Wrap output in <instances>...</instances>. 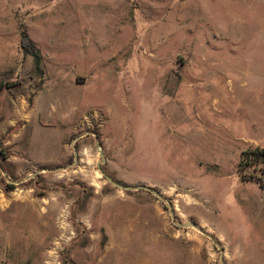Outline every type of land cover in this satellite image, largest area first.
I'll use <instances>...</instances> for the list:
<instances>
[{"label":"rangeland","instance_id":"obj_1","mask_svg":"<svg viewBox=\"0 0 264 264\" xmlns=\"http://www.w3.org/2000/svg\"><path fill=\"white\" fill-rule=\"evenodd\" d=\"M256 147L264 0H0V264H264Z\"/></svg>","mask_w":264,"mask_h":264},{"label":"trees","instance_id":"obj_2","mask_svg":"<svg viewBox=\"0 0 264 264\" xmlns=\"http://www.w3.org/2000/svg\"><path fill=\"white\" fill-rule=\"evenodd\" d=\"M21 48L24 55L34 59L35 68L41 69L42 54L28 36L26 31L21 34ZM238 172L243 181L256 182L264 189V148L243 151L239 160ZM13 188V186H9Z\"/></svg>","mask_w":264,"mask_h":264},{"label":"water","instance_id":"obj_3","mask_svg":"<svg viewBox=\"0 0 264 264\" xmlns=\"http://www.w3.org/2000/svg\"><path fill=\"white\" fill-rule=\"evenodd\" d=\"M74 152H75V155L77 154V149L74 148ZM101 157H102V161L98 163V168L99 170L102 172L103 176L106 178V180L108 182H110L111 184H113L115 187L119 188V189H122V190H127V191H139V190H143V191H147V192H150L152 193L154 196L158 197L159 199H163V196L158 192L156 191L155 189L147 186V185H139V186H130V185H124V184H121L119 182H116L113 178H111L110 176H108L102 169V165L105 163L106 161V158H105V155L104 154H101ZM77 161V156L75 157V162ZM75 162L72 164L74 165ZM169 209H170V213H171V217H172V220H173V223L179 227H183V228H187V227H191V226H194L193 222H188L187 224L183 225V224H178L176 222V216H175V212H174V209L172 206H169ZM213 243L215 244V246L217 248H219L221 250V253H223V250L221 249L219 243H217L214 239H212Z\"/></svg>","mask_w":264,"mask_h":264}]
</instances>
